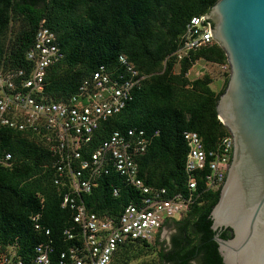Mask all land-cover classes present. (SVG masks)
<instances>
[{
	"label": "trees",
	"instance_id": "trees-1",
	"mask_svg": "<svg viewBox=\"0 0 264 264\" xmlns=\"http://www.w3.org/2000/svg\"><path fill=\"white\" fill-rule=\"evenodd\" d=\"M216 1L0 0V72L22 69L28 63L26 53L42 21L55 33L64 54L61 61L49 67L45 77V95L54 102H65L75 95L98 66L120 69L118 58L125 57L145 79L125 108L99 125L88 149L92 152L114 132L131 128L143 130L147 136L158 132L149 139L145 152L135 158L138 177L146 186L165 189L167 196L185 193L183 165L187 148L182 133H197L206 151L229 133L216 112L228 79L215 92L209 74L203 72L194 80L185 77L198 60L226 63L218 44L190 52L181 61L173 53L188 21L207 13ZM15 22L19 29L6 42ZM176 65L178 72L174 73ZM2 153L11 155V165L0 166V255L8 247H15L17 255L29 262L34 247L47 239L56 243L57 251L63 249L66 244L61 234L71 225L73 212L60 206L67 186L54 184L56 173L46 145L30 131L2 127ZM197 181L198 197L184 216L172 221L176 233L168 249L157 254L161 264H191L197 259L201 264H223L212 238L218 235L229 240L232 231L211 229L210 212L219 190H207L201 176ZM113 188L119 190L116 197L112 196ZM137 198V192L113 173L99 179L90 194L82 195L89 212L107 217L119 216ZM36 217L39 230L34 228ZM153 242L128 240L118 246L109 264H126L130 250L150 248ZM51 261L56 264L54 255Z\"/></svg>",
	"mask_w": 264,
	"mask_h": 264
},
{
	"label": "built area",
	"instance_id": "built-area-1",
	"mask_svg": "<svg viewBox=\"0 0 264 264\" xmlns=\"http://www.w3.org/2000/svg\"><path fill=\"white\" fill-rule=\"evenodd\" d=\"M205 14L192 17L186 24L173 53L177 61L190 52L217 44L210 32L212 22L203 18ZM63 57L55 33L42 21L26 53L28 63L22 69L0 72V128L30 131L46 145L56 173L54 184L67 186L60 206L73 212L71 225L61 234L66 246L57 251L56 243L47 239L34 247L29 262L17 255L15 247H8L0 255V264H51L53 255L56 264H109L119 245L128 240L152 243L164 222L182 216L198 197L199 176L207 190L218 191L229 166L233 147L230 133L206 151L197 133L185 131V193L167 196L165 189L142 182L135 161L158 132L152 136L137 128L114 132L91 152L88 146L99 125L125 108L145 76L119 56L120 69L112 71L100 65L82 81L75 95L65 102H54L45 95L44 82L49 67ZM225 64L221 68H229ZM10 161V154L0 155V166L9 167ZM110 173L138 195L116 217L89 212L82 200V195L90 194L99 179ZM118 192V188H113L112 196ZM37 219L33 218L34 228L39 230ZM45 235H49V230H45Z\"/></svg>",
	"mask_w": 264,
	"mask_h": 264
},
{
	"label": "water",
	"instance_id": "water-1",
	"mask_svg": "<svg viewBox=\"0 0 264 264\" xmlns=\"http://www.w3.org/2000/svg\"><path fill=\"white\" fill-rule=\"evenodd\" d=\"M203 18L229 66L216 112L233 140L210 212L211 229L232 238L212 240L223 264H264V0H217Z\"/></svg>",
	"mask_w": 264,
	"mask_h": 264
},
{
	"label": "rangeland",
	"instance_id": "rangeland-1",
	"mask_svg": "<svg viewBox=\"0 0 264 264\" xmlns=\"http://www.w3.org/2000/svg\"><path fill=\"white\" fill-rule=\"evenodd\" d=\"M19 29V23L15 22L11 25L9 32L7 33V37L5 41L7 42L9 38H12L14 33H16ZM225 63L222 64H213L207 63L202 60L196 61L193 66L187 71L186 78L188 80H194L196 78L201 77L203 73H200L199 70L203 68V72L210 75L212 78L211 88L215 92H219L223 87V84L229 76V68H221V66H225ZM174 73L178 72V65L175 66ZM184 216V215H183ZM178 220V218L176 219ZM176 225L172 223V221L163 226L160 230L159 237L157 239L158 242H153L150 248H134L128 252L126 256L127 262L126 264H161L158 260V252L160 250H167L170 239L172 235L176 233ZM191 264H196V262H192Z\"/></svg>",
	"mask_w": 264,
	"mask_h": 264
},
{
	"label": "flooded vegetation",
	"instance_id": "flooded-vegetation-1",
	"mask_svg": "<svg viewBox=\"0 0 264 264\" xmlns=\"http://www.w3.org/2000/svg\"><path fill=\"white\" fill-rule=\"evenodd\" d=\"M193 262H196V264H201V263L199 262V259H197L196 261H193Z\"/></svg>",
	"mask_w": 264,
	"mask_h": 264
},
{
	"label": "crops",
	"instance_id": "crops-1",
	"mask_svg": "<svg viewBox=\"0 0 264 264\" xmlns=\"http://www.w3.org/2000/svg\"><path fill=\"white\" fill-rule=\"evenodd\" d=\"M201 70H204L203 68H201L200 70H199V72L201 73Z\"/></svg>",
	"mask_w": 264,
	"mask_h": 264
}]
</instances>
